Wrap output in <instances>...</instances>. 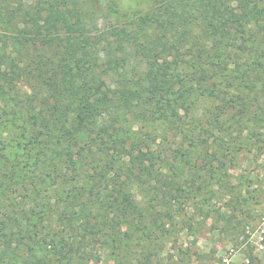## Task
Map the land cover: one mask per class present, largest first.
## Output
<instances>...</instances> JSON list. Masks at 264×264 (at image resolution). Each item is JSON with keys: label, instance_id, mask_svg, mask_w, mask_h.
Instances as JSON below:
<instances>
[{"label": "trees", "instance_id": "obj_1", "mask_svg": "<svg viewBox=\"0 0 264 264\" xmlns=\"http://www.w3.org/2000/svg\"><path fill=\"white\" fill-rule=\"evenodd\" d=\"M151 1L124 20L114 0H0V129L19 128L0 147L1 175L68 186L56 203L20 211L16 232L1 223L2 248L13 234L27 246L20 264L75 260L91 235L118 246L122 222L162 232L203 188L198 171L211 178L225 165L223 141L208 140L222 116L232 110L264 132V0ZM106 7L122 22L99 30L92 19ZM25 231L45 252L22 242Z\"/></svg>", "mask_w": 264, "mask_h": 264}, {"label": "rangeland", "instance_id": "obj_2", "mask_svg": "<svg viewBox=\"0 0 264 264\" xmlns=\"http://www.w3.org/2000/svg\"><path fill=\"white\" fill-rule=\"evenodd\" d=\"M114 2L115 8L124 20L131 15L146 12L152 4L151 0ZM92 20L99 30H106L122 22L107 7L98 11ZM254 28L251 27L247 32V35L251 34V39L254 38ZM21 91L26 93V88L21 87ZM198 106L205 114H208L210 109L213 110L212 104L206 100H201ZM16 123H10L7 128L0 129V147L6 140L16 137L19 132V128L16 126L13 128ZM221 124V131H211L208 140H214L212 147L218 141H223L220 153L223 154L221 158L224 157L226 161L225 165L211 178L207 176L206 171L201 169L198 171L195 176L198 182L203 181V188L196 196L184 202L183 209L176 212L172 219L163 220L165 226L162 232L153 225L149 228L148 237L142 234L140 229L137 230V227L128 228L127 223L122 222L118 227L123 241L118 246H111L96 235L82 237L83 247L77 252V258L70 261L64 259L56 263L264 264V132L259 133V126L246 118H239L232 110L222 116ZM158 126L154 125L151 128L155 132L152 134L153 148L161 140L157 136ZM216 128L219 129L217 125ZM147 130L150 129L140 126V133L143 134ZM8 143L11 145V140ZM7 154L12 157L14 147H10ZM201 167L205 169L204 165ZM5 170L0 167V225L6 221V227L11 234L17 231L18 224L27 221L26 214L20 211L37 210L35 204L40 202L56 203L58 196H63L68 189L67 185L50 187L45 184L33 185L32 181L38 179L35 176L37 172H27L28 174L24 176L22 170H17L14 176L9 177L1 175ZM34 186L37 190L35 194ZM135 191L142 202L147 200L143 188L136 186ZM55 224H57L55 228L63 229L68 240L75 235L68 226L65 225L63 228L64 225L58 221ZM81 228L77 226L78 235L83 233ZM1 230L4 231L0 228V232ZM93 230L91 229L92 232ZM22 234L23 243H32L25 238L29 235L26 231ZM18 236L19 234H13L12 244L7 248L0 246V264H20L26 255L27 246L22 244L17 246L15 239ZM4 239L0 233V243L3 244ZM32 244L34 247L35 244ZM41 248L43 250L35 252L43 253L44 247ZM79 253L84 255L81 258L82 262L79 261L81 260L78 258Z\"/></svg>", "mask_w": 264, "mask_h": 264}]
</instances>
